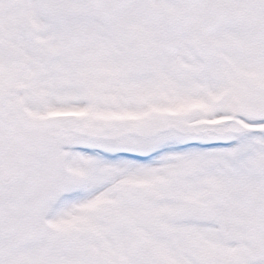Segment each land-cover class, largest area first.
<instances>
[{"label": "snow or ice", "instance_id": "obj_1", "mask_svg": "<svg viewBox=\"0 0 264 264\" xmlns=\"http://www.w3.org/2000/svg\"><path fill=\"white\" fill-rule=\"evenodd\" d=\"M0 264H264V0H0Z\"/></svg>", "mask_w": 264, "mask_h": 264}]
</instances>
